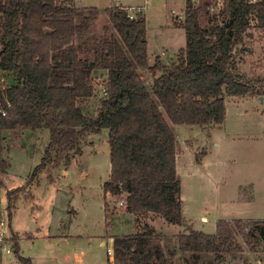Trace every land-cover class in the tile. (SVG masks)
Returning <instances> with one entry per match:
<instances>
[{
	"label": "trees",
	"instance_id": "obj_1",
	"mask_svg": "<svg viewBox=\"0 0 264 264\" xmlns=\"http://www.w3.org/2000/svg\"><path fill=\"white\" fill-rule=\"evenodd\" d=\"M222 1L220 16L205 28L202 17L210 16L217 2L187 0L181 23L186 46L176 61L164 63L157 56L150 64L142 11L130 18L123 5L107 8L115 33L106 26L105 34L92 42L88 33L100 12L96 7L0 0V70L14 79L0 88V135L3 130H50L40 164L25 185L7 193L10 215L26 189L25 197L35 198L32 187L43 173L70 152L82 154L89 132L107 128L111 174L105 193L125 197V210L134 215L155 213L170 223L186 224L172 124L222 125L226 92L260 96L264 91V79L244 80L234 68L249 30L264 31V0ZM97 70L107 73L106 86L97 115H88L82 102L96 94ZM8 167L0 146V187ZM245 227L242 220L234 226L219 220L214 234L182 233L172 257L186 252L197 260L201 253H214V264H219L221 254L243 250L235 244L237 231L250 244L254 236L264 238L263 220H254L248 232ZM155 236L156 230L145 225L142 232L113 237L108 264H175L164 260L160 247L151 246ZM18 239L13 237L16 247Z\"/></svg>",
	"mask_w": 264,
	"mask_h": 264
},
{
	"label": "rangeland",
	"instance_id": "obj_2",
	"mask_svg": "<svg viewBox=\"0 0 264 264\" xmlns=\"http://www.w3.org/2000/svg\"><path fill=\"white\" fill-rule=\"evenodd\" d=\"M195 1L201 4L208 0ZM58 2L99 9L88 33L92 42L105 34L106 26L115 33L107 8L124 5L127 11L142 9L151 63L158 55L164 63H172L186 46L181 23L187 0ZM219 8H211L210 16L202 17L203 27H209L213 18L220 16ZM241 48L245 50L235 61V71L244 80L264 79V31L250 29ZM2 75L5 80L0 79V88L14 82L11 75L2 73L0 78ZM106 78L103 70L93 74L96 94L82 102L88 115H97ZM225 100L226 119L222 125L172 124L178 141L177 170L182 181L185 225L170 223L155 213L134 215L125 210V197L119 199L105 193L104 184L111 174L107 128L99 133L89 132L82 144V154L70 152L59 164L60 169L51 171L53 178L43 173L39 186L35 182L32 187L37 197H25L26 189L16 200L11 216L7 190L27 183L44 156L50 130H3L0 146L9 167L2 176L4 186L0 187V218L5 221L0 264H108L110 256L113 260V237L142 232L145 225L156 230L151 246L160 247L169 263L214 264V253H201L197 260L186 252L172 257L179 235L191 230L214 234L219 220H227L232 226L236 220H242L248 232L254 219H264V91L260 96H230L226 92ZM45 233L49 237L43 238ZM15 235L19 237V247L13 240ZM235 244L243 250L221 254L219 264L256 263L260 257L264 264V238L254 236L250 244L237 231Z\"/></svg>",
	"mask_w": 264,
	"mask_h": 264
},
{
	"label": "built area",
	"instance_id": "obj_3",
	"mask_svg": "<svg viewBox=\"0 0 264 264\" xmlns=\"http://www.w3.org/2000/svg\"><path fill=\"white\" fill-rule=\"evenodd\" d=\"M252 1H257V0H252ZM223 5V1L222 0H217V4L216 6L212 7V9H215L217 7H222ZM124 6V5H123ZM219 8V9H220ZM137 9L136 8H131V9H128V14H129V17L130 18H134L135 15L142 11V9L138 10V12L136 11ZM3 72L0 70V74H2ZM2 81L5 80V77L2 75V78H0ZM3 87V86H2ZM105 91V88L104 90ZM3 115H6V111H3ZM121 204H123V202H121ZM4 225H5V221L3 219L0 218V241H3L5 240V231H4ZM112 253V252H111Z\"/></svg>",
	"mask_w": 264,
	"mask_h": 264
},
{
	"label": "crops",
	"instance_id": "obj_4",
	"mask_svg": "<svg viewBox=\"0 0 264 264\" xmlns=\"http://www.w3.org/2000/svg\"><path fill=\"white\" fill-rule=\"evenodd\" d=\"M148 53H149V52H148ZM158 56H160V55H158ZM149 57H150V54H149ZM156 57H157V56H156ZM156 57H155V58H156ZM161 59H162V58H161ZM154 60H155V59H154ZM149 62H150V58H149ZM153 63H154V62H153ZM153 63L150 62V64H153ZM60 164H61V163H60ZM34 169H35V168H34ZM34 169H33V170H34ZM58 169H60L59 166H57V167H53V168H51L48 172H46L47 175H49V174L51 175V176L49 175V176H50L49 178H53V177H52V174H51V171H52V172H53L54 170H55V171H58ZM7 172H8V169H7ZM7 172H6V173H7ZM53 173H54V172H53ZM4 174H5V173H4ZM44 175L46 176V174H44ZM44 175H43V176H44ZM56 177H57V175H56ZM54 178H55V177H54ZM24 185H25V184H24ZM2 186H4V184H3ZM20 187H22V186H20ZM20 187H18V188H20ZM18 188H16V189H18ZM16 189H14V190H16ZM14 190H11L10 188H8L7 193H8L9 191H14ZM52 194H53V192L51 191L50 199H52ZM7 197H8V196H7ZM36 197H37V194L35 193V198H36ZM50 199H49V200H50ZM14 208H16V206H15ZM34 208H36V207L34 206ZM11 216H12V215H11ZM254 220H263V221H264V219H254ZM15 236H16V235H15ZM15 236H14V237H15ZM42 237L45 238V237H49V236H46V233H45ZM262 252H263V254H264V250H263ZM111 257H112V256H110L109 259L112 260ZM257 260H258V261H256V263L253 262V261H252L251 263H252V264H263V257H262V258L260 257V258H258ZM257 262H258V263H257Z\"/></svg>",
	"mask_w": 264,
	"mask_h": 264
}]
</instances>
